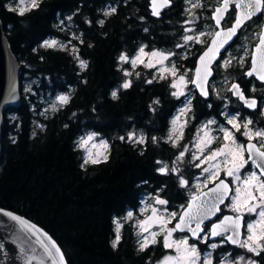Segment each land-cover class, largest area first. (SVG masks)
I'll list each match as a JSON object with an SVG mask.
<instances>
[{"label":"trees","instance_id":"1","mask_svg":"<svg viewBox=\"0 0 264 264\" xmlns=\"http://www.w3.org/2000/svg\"><path fill=\"white\" fill-rule=\"evenodd\" d=\"M17 1L0 0V6L6 36L22 66V88L26 77L34 78L38 95L71 89V99L43 115L33 110L36 95L22 89V104L4 112L0 207L44 228L64 251L68 264H157L169 250L157 243L140 252L132 220L125 218L129 211H138L146 193L161 186L162 195L171 204L189 199L177 177L172 172L162 175L157 163L171 161L181 149L183 141L173 147L166 136L182 99L171 94L165 80L148 83L144 77H134L130 88H122L119 57L124 52L131 55L140 43L155 42L162 31H168L169 14L161 19L152 17L146 0L139 1L140 12L122 2L112 6L113 0H41L39 8L19 15L7 6ZM111 8L115 13L100 25L98 15L106 16ZM74 11L78 12L74 20L83 29V43L75 39L81 44L74 47L79 58L88 63L84 70L69 48L61 51L42 46L51 37H68L59 26ZM229 69L239 72L237 80L251 96L244 69ZM219 76L216 70L214 78ZM257 97L261 106L255 112L238 101H232L229 109L252 115L255 124L264 128V99ZM223 110L222 100L213 94L209 100L197 92L194 95L195 121L211 116L222 120ZM132 128L143 130L144 144L129 141L126 132ZM90 129L110 138L106 161L84 164L78 138ZM189 131L187 128L186 133ZM195 171L182 173L191 179ZM117 219H122V239L113 248ZM226 250L233 254L241 251L229 245L216 249L214 264H219V253ZM251 255L257 264H264V252Z\"/></svg>","mask_w":264,"mask_h":264},{"label":"snow or ice","instance_id":"2","mask_svg":"<svg viewBox=\"0 0 264 264\" xmlns=\"http://www.w3.org/2000/svg\"><path fill=\"white\" fill-rule=\"evenodd\" d=\"M187 2L191 5V8L202 7L200 0H196L195 3L192 0H187ZM40 3L41 0H27V2L26 0H18L17 7L13 8L9 6L8 10L18 11L19 15H24L25 12L39 8ZM230 3H234L235 8L239 10L234 24L226 31L221 30L214 33L210 45L200 55L194 76L191 79L187 78V72L178 75L179 69L175 62L171 63V67L165 66V62L169 61L176 53L159 50L146 52V46H141L135 56L129 57V55L122 53L119 60L123 63H130L133 68L138 64L146 68H154L160 65L159 79H166L168 75L173 77L170 87L175 89L171 93L175 97L184 96L185 92L183 89L189 83L198 88L202 96L207 97L209 95L208 78L212 75V63L220 54V50L236 36L238 30L248 20H251L258 13L264 14V0H223L222 6L217 7L212 16L217 27H220L225 13L228 12ZM150 6L152 15L159 17L163 9L171 6V0H150ZM191 8L188 9L189 12H191ZM115 11V8H111L104 14L106 16L111 15ZM99 23L103 25L104 21L101 20ZM186 23L191 24L194 21L188 20ZM186 31H193V29H186ZM205 35H207L205 32H200L195 36L185 35L183 37L184 44L177 45V47H184L189 41L202 43L203 41H201L200 37ZM74 38L79 39L78 37ZM257 41L251 54V67L245 75L248 77L255 76L256 79L264 82V28L257 34ZM81 43H83L82 40ZM42 46L45 48H58L61 51L68 49L67 44H62L57 40L45 41ZM72 52L76 54V59L79 60L81 69H86L88 63L79 58L78 49L73 47ZM245 55H247V52H245ZM184 58L186 59L187 57L185 56ZM231 63L232 58L224 60L223 67L227 68ZM239 63H244L243 58L240 59ZM131 74L127 70L124 72L125 76H130ZM147 82L152 83V80ZM130 87V80H126L122 84V88L124 89ZM229 91L237 96L247 108L256 109L258 106H261L258 105L256 99L247 98L237 83H233ZM252 91H255V88ZM112 97L113 99L117 98L116 91L112 92ZM70 99L71 97L68 95L57 97V101L61 105H66ZM158 102L155 101L154 103ZM190 103L191 101L189 100L188 104L190 105ZM52 107L53 110H56L55 104ZM183 114L184 110L181 111V115ZM224 115L227 116L226 125H230L231 127L223 124L219 125L217 130L221 134L220 136L212 135L213 130L210 126L216 124V121L209 120L197 130L194 138V146L197 151L192 153V160L193 162L199 161L198 163H194V166L200 168L204 176L203 180L197 177L198 183L195 185L197 192L190 196L186 205L181 206L180 212H169L166 207L163 211L156 207H151V215L145 220L137 222L139 228L137 236L141 237L139 241L140 252L146 251L157 243H162L165 249L171 250L174 253L165 255L157 264H214L212 252H206L202 258L197 244L189 243L190 239L207 243L211 238L222 236L224 237V241L221 243H231L255 256H259L264 252V128L254 129L250 127L253 121L251 119L241 121L238 114L228 116L227 113H224ZM178 121L179 117L172 121L173 128L168 135V142H171L173 147L179 146V141L183 138V131L178 132L176 127ZM184 126H186V122L184 125H181V128ZM237 133H240L247 140L246 144L237 138ZM93 138V135H89L87 139H82L80 146L85 147ZM121 139L124 138L121 137ZM128 139L139 144L146 142V138L143 135L137 138L135 133L129 134ZM152 142H157L155 137L152 138ZM101 144L107 147L106 142L101 141ZM213 144H218V146L212 147ZM188 151L189 149L185 145L176 157V160L182 162ZM107 159V155H103V160L106 161ZM89 162L96 164L100 160L92 158V154L89 151L84 164H88ZM157 163L162 165L158 169L162 175H168L170 171L172 173H178L179 171L175 166L169 169L166 162L157 161ZM249 164L254 166V170L245 172L244 170ZM179 183L181 187L187 188L189 186V181L182 176L179 177ZM209 184L212 186L209 187ZM205 188L207 191L203 190ZM155 204L166 206L168 205V201L156 196ZM221 205H224L234 215H224L218 222L211 223V227L206 230L205 221H210L213 216L220 213L222 211ZM5 214L22 224L24 230L28 233L37 235L40 232L35 225L29 224L28 221L22 220L19 216L12 215L11 213ZM245 216H253L255 218L246 221ZM132 218L133 213L129 211L125 219L130 220ZM173 221H175L174 224ZM114 223L116 227L112 247L116 248L122 239L121 229L123 224L119 220L114 221ZM170 224L173 226L169 227ZM153 227H156L158 230L152 231ZM177 232L186 233V235L174 238V233ZM145 233H148V235H145ZM43 235L47 237L46 233ZM158 237H162V240H158ZM47 241L48 243L41 240L45 251L51 256L54 249L55 254L59 255L60 264H65L63 253L55 241L51 237H47ZM219 246L216 243L208 244V247L213 251ZM21 251L23 252L24 249L22 248ZM32 259H35V257L28 258V264H31ZM219 264H257V262L251 258L246 259L243 255L232 258L231 253H229L220 259Z\"/></svg>","mask_w":264,"mask_h":264},{"label":"rangeland","instance_id":"3","mask_svg":"<svg viewBox=\"0 0 264 264\" xmlns=\"http://www.w3.org/2000/svg\"><path fill=\"white\" fill-rule=\"evenodd\" d=\"M26 2H27V0H26ZM17 4H18V1L14 4L9 3V4H7V6L8 7L11 6L13 8H16ZM172 24L177 27L176 30H177L178 34L180 33L178 36L175 35V31H173V30H169V29H168V31L164 30L159 34V36L156 37L155 42L144 41L136 47L135 51L131 55H129L128 53H125V52H124V54L129 55V57L135 56L141 46H146L145 47L146 52L159 50V51L168 52V53H176V55L172 56L169 61L165 62V66L171 67V63L175 62L177 68L179 69L178 75L183 74L184 72H187V78L191 79L194 75V66H195V61L197 58V56L193 55L194 54V48L196 46V42L195 41H189L188 44L185 45L184 47H177V45H183L184 44L183 37L185 35L195 36V35H198L200 32H205V33L209 34L210 29L209 28L204 29L202 31H199L198 34H196L197 31H194L193 33L191 31H186V29H188V28H187V23L184 20H177V21H175V23L173 22ZM200 39H201V41H204L203 36L200 37ZM247 39L248 38L246 36L240 45L235 46L227 55H225L220 60V62H218L215 65V69L220 72V76L218 78H213L210 81L211 94H213L215 97L219 98L223 102L224 110L222 113H223L224 119L221 120V119H218L217 117L211 116V117H206V118L199 119V120L195 121L196 118H195V115L193 113V98H194V95L196 94V90H195V87L191 83H189L187 85V87H185L183 89V91L185 92V95L177 97V98L182 99V103H181L178 111L175 113V115L171 119L170 127H169V130L167 132L166 139L168 141V135H169L171 129L173 128L172 121L174 119H176L177 117H179V121H178L176 127L178 129V132L181 130L183 131V138L179 141V144L181 141H183V143L180 145L181 149L178 151L177 154H175V156L173 157V159L171 161L170 160H163V162H166L168 164L169 169H171L173 166L178 168V170H179L178 173H173L177 177L178 181H179L180 176H182L184 179L189 181V186L186 188L188 198H190V196L192 194L197 192V188L195 187V185L198 183L197 177H200V180H203V178H204V176L202 175V170L200 168H197L194 166V163H198L199 161L193 162V160H192V153L197 151L195 146H194V144H195L194 138L196 136L197 130L202 125L206 124L209 120H215L216 124H213L210 126V128L213 130L212 135L220 136L221 134L217 130L219 125L223 124L227 127H231L230 125H226L227 116H225L224 113H227L228 116L238 114L241 121H244L246 119H251L253 121V124L250 125V127L254 128V129L255 128H262L260 125H257V123L255 124L257 119H255L252 115L249 114V115L244 116L242 114V112H233V111L231 112L229 109V106H230L232 101L235 104H237L236 101H238V99L234 98L232 96L231 92L229 91L230 84L234 80H237L239 77V75H238L239 72L230 71L229 68L234 67V66H238V67L244 69V74H245V70L250 65V55L252 52V47L257 40L256 37L254 39H252V38H250L249 40H247ZM49 40H57L60 43L65 44L61 38L51 37L46 41H49ZM245 52H247V55H245ZM185 56L187 57L186 59L184 58ZM229 58H232L231 65L227 68L223 67V61L227 60ZM241 58H243V60H244L243 64L239 63ZM120 64L123 68V73L125 72V70L132 73L130 76L124 75V79L122 81V84L126 80H130L132 82L134 77H136V78L144 77L146 79V81H149V80L161 81V79H159V68L161 67L160 65H157L154 68H146L143 65L138 64L135 68H133L130 63H123L120 61ZM137 73H139V75H137ZM165 75H167V74H165ZM172 79H173V77H171L170 75H168L166 79H163L166 81L168 87L171 90V93L173 91H175V89H172L170 87V83L172 82ZM23 82H24L23 88H22L23 91L27 92L28 94H29V92H31L32 94L36 95L35 101L33 102V107H34L33 110L38 109L39 113H41L43 115H47V114L51 113L52 111H54L53 107H52L53 104L56 105V108H58L61 105L58 103L57 97H59L61 95L70 96V93H71V89H69V90H66L63 92H57L56 94H53V95L49 92H47V93L44 92V93L38 95V93L34 89V84L36 82V79H34V78L30 79L29 77H26V79H24ZM262 85L263 86H258L253 79H250V82L248 83V89H249L250 93L252 94L251 96H256V97L262 96L264 99V84H262ZM253 88H255V91H252ZM231 98H233L234 100H232ZM189 100L191 101L190 105L188 104ZM182 110H184L183 115H181ZM262 110L264 112V102H263ZM185 122H186V126L181 128V125H184ZM187 128H190L189 134L186 133ZM131 133H135L137 138L141 135H143L145 137V134H144L143 130H141V129H137V128L130 129L129 131L126 132V137L128 138L129 134H131ZM89 135H93L94 138L91 141H89L85 147H81L80 146L81 140L87 139V137ZM236 135H237V138L242 143H245L247 141L242 135H240V133L239 134L237 133ZM101 141L106 142L107 147H104L101 144ZM185 145L188 147L189 151L185 154V157H184L182 162L177 161L176 157L179 155L180 151L183 150ZM78 146L84 152V160L88 157L89 151L92 154V158L102 160L103 155L108 154V151L110 148V138L105 137V136L101 135L100 133L90 129V130L85 131L78 138ZM217 146H218V144H213L212 147H217ZM187 169L198 170V171H195L194 175H192L191 179H189L188 177H186L182 173L183 170L186 171ZM252 170H254V166L249 164L244 171L248 172V171H252ZM209 185H211V184H209ZM163 187L164 186L158 187L154 191H149L148 193H146L142 198V202H141V205H140L138 211H132L133 218L130 220H132V226L135 229L136 235H137V232L139 231V228L137 226V222L140 220H145L148 216L151 215V207H156L157 209H160L161 211H163V209L166 207L169 212H171V211L180 212L181 206H184L187 204L188 200L185 203H179V202L174 203V204L169 203V201L162 195ZM156 196H159L162 199H166L168 201V205L162 206V205L155 204V197ZM224 209L228 211L227 213H232L231 211H229L227 208H225L223 206L222 210H224ZM248 217H249L248 220L255 218L253 216H248ZM117 220H119L122 223V219H117ZM174 223H175V221H173V224ZM172 226H173L172 224L169 225V227H172ZM151 230L156 231L158 229L156 227H153ZM145 235H148V233H145ZM184 235H186V233L177 232V233H174V238H179V237L184 236ZM159 238L160 237H158V240H159ZM140 239H141V237H138V243H139ZM161 239H162V237H161ZM222 241H224V237L221 236L219 239H217L215 241L208 240L207 243H202L200 241H193L191 239L189 240V243L197 244V246L201 252V257L203 258L204 254L206 252H212V255L214 254V251L208 247V244L216 243V244L220 245L217 248V249H219L221 247L227 246V243L226 242L221 243ZM240 250L241 251L237 252L236 254H233L232 250L222 251L219 253L221 255L220 258L231 253L232 258L243 255V256H245L246 259H248V258L252 259V255H251L252 253H248L245 249H242V248H240ZM167 254H174V253H172L171 250H169L165 255H167Z\"/></svg>","mask_w":264,"mask_h":264},{"label":"water","instance_id":"4","mask_svg":"<svg viewBox=\"0 0 264 264\" xmlns=\"http://www.w3.org/2000/svg\"><path fill=\"white\" fill-rule=\"evenodd\" d=\"M222 6V5H221ZM220 7V6H219ZM230 7V5H229ZM151 11V6H150ZM164 9L161 12V15L159 17L153 16L152 12H150L151 16L154 18H160L162 16ZM239 11V10H238ZM234 24V23H233ZM221 26V25H220ZM232 27V26H231ZM229 27V28H231ZM227 28V29H229ZM264 28V27H263ZM227 29H223L222 27H218L217 31H226ZM240 30V29H239ZM238 30V32H239ZM238 32L236 36H234L228 44L225 45L223 49L220 50V54L217 56L216 60L212 63V75L208 78V91L209 95L207 97H204L200 94V90L195 87V90L197 94L204 100H209L211 98V89H210V81L215 77L216 75V69L215 65L220 62L222 59L223 53L226 51V49L233 43V41L236 39ZM213 39V36L211 40ZM211 40L208 44V46L211 43ZM207 46V47H208ZM207 47L204 49V51L207 49ZM255 48V46H254ZM253 48V50H254ZM203 51V52H204ZM203 52L200 54L202 55ZM200 55L196 58L195 66H194V72L195 68L198 63V59ZM251 67V58H250V65L245 70V73L250 69ZM21 75H22V66L21 63L16 56V54L13 52L11 44L8 40V37L6 36L3 22L1 19V6H0V157H1V151H2V133H3V126H4V112L8 108H16L19 107L22 104V86H21ZM194 76V75H193ZM247 80L253 79L255 82L259 84H264V82H261L260 80L256 79L255 76L248 77L246 76ZM237 83L240 85L241 89L244 91L241 83L237 80H234L230 84ZM245 93V91H244ZM232 94V92H231ZM232 96L243 105V107L250 111L255 112L259 109L260 106H258L256 109H250L247 108L242 101L239 100V98L232 94ZM245 96L249 99H256L258 105H260V99L256 96H248L245 93ZM255 142V141H253ZM247 141L245 142V144ZM212 185H209L211 187ZM204 191H207V189H203ZM190 199V198H189ZM188 199V201H189ZM187 201V203H188ZM227 203V201H226ZM224 205H221V209ZM5 213H11L12 215L19 216L22 220L28 221L29 224H33L36 226L37 229L40 230L37 235H32L31 233H28L24 230V226L20 224L18 221H14L11 216L6 215ZM224 215H234L233 213H227L223 212V210L220 213H217L216 216H213L212 219L205 221L206 230L207 227H211V223L218 222L219 219H222ZM245 220L246 216H245ZM46 233L47 237H51L53 241H55L56 245L60 248L61 252L63 253L64 262L65 264H68L67 258L65 256L64 251L60 247V245L57 243V241L41 226L34 223L33 221L29 220L28 218L3 207H0V264H28V258L29 257H35V259L31 260V264H60V258L58 254H55V250L53 249V255H49L43 245L41 244V240H44L46 243L47 237L43 234ZM180 233V232H179ZM190 235V234H188ZM221 236H217L214 238L209 239L210 241H215L219 239ZM193 241H197L195 239H191ZM227 245L232 247H237L235 245H232L231 243L226 242ZM50 246V244H49ZM24 249L22 252L21 249Z\"/></svg>","mask_w":264,"mask_h":264},{"label":"flooded vegetation","instance_id":"5","mask_svg":"<svg viewBox=\"0 0 264 264\" xmlns=\"http://www.w3.org/2000/svg\"><path fill=\"white\" fill-rule=\"evenodd\" d=\"M139 1L141 2L142 0H113L112 6H116L117 5L116 3L122 2L124 5L128 6L129 9L135 12H140L142 10V5L139 3ZM145 2L148 11H150V0H146ZM192 2L195 3L196 0H192ZM200 2L202 4V7L191 8V5L187 2V0H171V6L165 8L162 13V16L158 18L161 19L169 14L168 16L169 25H167V29L175 31L176 36H178L180 33L178 34L176 30L177 27L172 23L173 22L175 23V21L177 20H184L185 22L188 20H193L194 23L191 24L187 23V28L193 29V31H191L192 33L194 31H197L196 34H198L199 31L209 28L210 33L203 36L204 41L202 43H196L193 55L197 57L208 46L212 36L218 30V27L216 26L215 21L212 19V16L214 14L215 9L223 4V0H200ZM190 8H191V12L188 11V9ZM237 12L238 10L235 8V4L230 3L228 12L225 13L224 19L221 21L220 27H222L223 29H227L231 27L235 22V17ZM77 14L78 12L74 11L66 15L64 18L65 20H63L61 26H59L60 31L67 33L68 37L67 38H61L59 36L56 37V38H61L64 41V43L68 45V48L71 52L74 46L77 47V45L81 44L79 42L78 43L74 42L75 40L74 37H78L79 39L77 40L83 39V29L74 20ZM107 16L98 15L97 18L100 20H105ZM69 17H71V19H69ZM263 27H264V14L258 13L257 15L253 16L251 20H248L244 24V26L239 30L236 39L223 53L222 58L225 55H227L235 46L240 45L246 36L248 38L247 40H249L250 38L254 39L255 37L257 39V34L262 30ZM257 42L258 41L256 40V42L252 47V51ZM74 55L76 57L75 53Z\"/></svg>","mask_w":264,"mask_h":264}]
</instances>
